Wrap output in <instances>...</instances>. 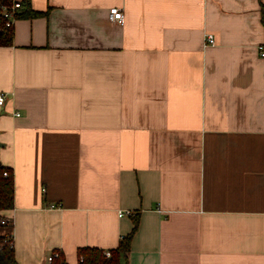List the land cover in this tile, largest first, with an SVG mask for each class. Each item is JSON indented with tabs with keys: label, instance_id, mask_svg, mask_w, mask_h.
Returning <instances> with one entry per match:
<instances>
[{
	"label": "crops",
	"instance_id": "0c3cea01",
	"mask_svg": "<svg viewBox=\"0 0 264 264\" xmlns=\"http://www.w3.org/2000/svg\"><path fill=\"white\" fill-rule=\"evenodd\" d=\"M14 1L39 13L0 47L17 262L137 218L125 264H264V0Z\"/></svg>",
	"mask_w": 264,
	"mask_h": 264
},
{
	"label": "trees",
	"instance_id": "16d2710c",
	"mask_svg": "<svg viewBox=\"0 0 264 264\" xmlns=\"http://www.w3.org/2000/svg\"><path fill=\"white\" fill-rule=\"evenodd\" d=\"M9 0H0V6L9 3ZM37 17L39 13L29 12L19 17ZM14 40V29L6 27L5 19L0 16V47H11ZM8 173V176H5ZM15 206V176L10 168L5 167L0 161V264H19L15 256L14 244L11 246L6 241L11 242L14 223L3 225L5 219L4 212L10 211ZM135 219L133 231L123 238L119 247L111 251H103L97 248H81L78 251L79 264H125L130 251L133 235L137 231L138 221ZM111 256L107 257L106 254ZM52 264H68L63 254L59 253V258L54 259Z\"/></svg>",
	"mask_w": 264,
	"mask_h": 264
},
{
	"label": "built area",
	"instance_id": "2783aa9c",
	"mask_svg": "<svg viewBox=\"0 0 264 264\" xmlns=\"http://www.w3.org/2000/svg\"><path fill=\"white\" fill-rule=\"evenodd\" d=\"M10 2L4 5L0 6V16H2L5 19L6 27L10 29H14L15 22L19 19V12L22 8L21 2L9 0ZM110 21L114 22L120 26H122L125 22V14L124 11L121 8H112L110 10ZM206 43L207 45H213L215 44V39L213 35H206ZM259 51L261 53V56L264 57V46H259ZM6 103V96L4 94H0V106H4ZM19 116V114H18ZM5 176H8V173H5ZM132 212L130 211H121L119 212V217L123 218L126 216H132ZM13 222L12 218L5 217V219L2 221L3 225H10ZM8 244L13 246L14 241L12 239L11 242L6 241ZM107 257H110L111 254L108 252L106 254ZM59 258V253H54L48 258V264H52L54 259Z\"/></svg>",
	"mask_w": 264,
	"mask_h": 264
},
{
	"label": "water",
	"instance_id": "95a60500",
	"mask_svg": "<svg viewBox=\"0 0 264 264\" xmlns=\"http://www.w3.org/2000/svg\"><path fill=\"white\" fill-rule=\"evenodd\" d=\"M0 146H1V144H0Z\"/></svg>",
	"mask_w": 264,
	"mask_h": 264
}]
</instances>
